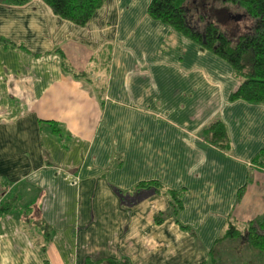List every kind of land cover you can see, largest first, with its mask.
<instances>
[{
	"label": "crops",
	"instance_id": "1",
	"mask_svg": "<svg viewBox=\"0 0 264 264\" xmlns=\"http://www.w3.org/2000/svg\"><path fill=\"white\" fill-rule=\"evenodd\" d=\"M148 2L79 25L0 0V264H192L229 216L264 211V102L229 99L230 63ZM213 117L226 149L204 138Z\"/></svg>",
	"mask_w": 264,
	"mask_h": 264
},
{
	"label": "trees",
	"instance_id": "2",
	"mask_svg": "<svg viewBox=\"0 0 264 264\" xmlns=\"http://www.w3.org/2000/svg\"><path fill=\"white\" fill-rule=\"evenodd\" d=\"M22 4L27 0H4ZM57 16L79 25L85 24L104 0H42ZM219 4L239 6L250 20L245 30L230 35L225 25L216 22V13L225 7L212 6L203 0H149L146 11L183 35L224 58L239 78V84L228 95L251 103L264 102V0H217ZM209 2V3H208ZM208 3V4H207ZM224 23V22H223ZM223 26V27H221ZM1 44H11L0 35ZM80 73H74L77 76ZM204 138L219 148H228V134L220 117H213L203 127ZM151 186L164 193L172 211L180 207V190L164 188L155 180L136 187ZM5 207L0 203V212ZM157 219V217H155ZM231 258V259H230ZM234 259V262H232ZM108 264H129L126 258L107 260ZM85 264H100L87 259ZM192 264H264V211L250 219L229 216L204 261Z\"/></svg>",
	"mask_w": 264,
	"mask_h": 264
},
{
	"label": "rangeland",
	"instance_id": "3",
	"mask_svg": "<svg viewBox=\"0 0 264 264\" xmlns=\"http://www.w3.org/2000/svg\"><path fill=\"white\" fill-rule=\"evenodd\" d=\"M198 1L200 4L203 3L202 2L203 0H198ZM207 1H209L212 6L225 7L226 11H224L223 8L222 10H219L216 13L215 19L217 23L225 25V29L227 30L228 33H230V35L233 34L235 35L236 33L245 30L247 24L250 22V20L244 14L243 10L236 4H229V3L219 4V1L217 0H207Z\"/></svg>",
	"mask_w": 264,
	"mask_h": 264
}]
</instances>
